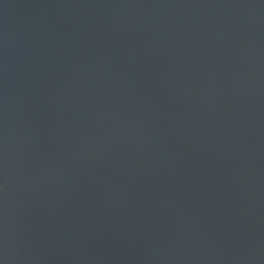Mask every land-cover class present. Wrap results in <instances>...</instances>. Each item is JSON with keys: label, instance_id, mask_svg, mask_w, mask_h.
I'll list each match as a JSON object with an SVG mask.
<instances>
[{"label": "water", "instance_id": "water-1", "mask_svg": "<svg viewBox=\"0 0 264 264\" xmlns=\"http://www.w3.org/2000/svg\"><path fill=\"white\" fill-rule=\"evenodd\" d=\"M2 264H264V0H0Z\"/></svg>", "mask_w": 264, "mask_h": 264}, {"label": "clouds", "instance_id": "clouds-1", "mask_svg": "<svg viewBox=\"0 0 264 264\" xmlns=\"http://www.w3.org/2000/svg\"><path fill=\"white\" fill-rule=\"evenodd\" d=\"M0 264H2V262H0Z\"/></svg>", "mask_w": 264, "mask_h": 264}]
</instances>
